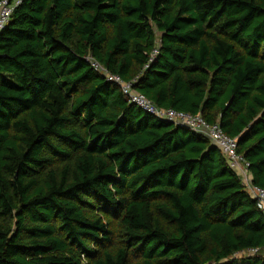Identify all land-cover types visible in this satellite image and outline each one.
<instances>
[{
  "label": "trees",
  "instance_id": "16d2710c",
  "mask_svg": "<svg viewBox=\"0 0 264 264\" xmlns=\"http://www.w3.org/2000/svg\"><path fill=\"white\" fill-rule=\"evenodd\" d=\"M88 58L218 122L264 189V0H23L0 32V264H264L221 149Z\"/></svg>",
  "mask_w": 264,
  "mask_h": 264
},
{
  "label": "built area",
  "instance_id": "2783aa9c",
  "mask_svg": "<svg viewBox=\"0 0 264 264\" xmlns=\"http://www.w3.org/2000/svg\"><path fill=\"white\" fill-rule=\"evenodd\" d=\"M23 0H2L0 2V32L7 26L11 20V15L14 9ZM157 53L155 50L154 54ZM91 65L99 72L103 73L107 81L119 85L128 97L131 103L141 107L143 110L155 115L164 120L173 121L178 126L192 128L194 131L206 135L212 142L218 146L223 154L228 159L230 167L241 176L244 184L247 186L249 192L257 200V205L264 212V189L254 186L249 166L250 163L240 154L238 150V139L231 137L224 132L221 125L208 123L200 114L194 115L188 112L179 111L173 108L162 109L154 102L149 100L144 94L138 92L134 88V82H125L119 75L112 74L105 66L100 64L93 58H88ZM258 252L257 249L250 250V253Z\"/></svg>",
  "mask_w": 264,
  "mask_h": 264
}]
</instances>
